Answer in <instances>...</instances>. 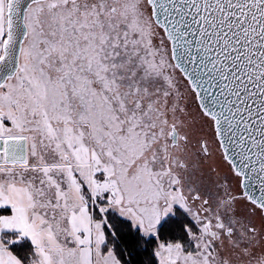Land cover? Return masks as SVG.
I'll return each mask as SVG.
<instances>
[{
	"label": "snow or ice",
	"instance_id": "obj_1",
	"mask_svg": "<svg viewBox=\"0 0 264 264\" xmlns=\"http://www.w3.org/2000/svg\"><path fill=\"white\" fill-rule=\"evenodd\" d=\"M0 264H264V0H0Z\"/></svg>",
	"mask_w": 264,
	"mask_h": 264
}]
</instances>
